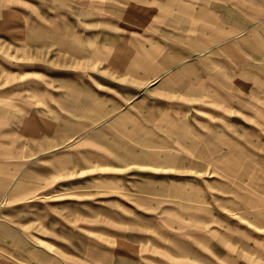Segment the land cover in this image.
Segmentation results:
<instances>
[{
	"label": "rangeland",
	"instance_id": "374dc122",
	"mask_svg": "<svg viewBox=\"0 0 264 264\" xmlns=\"http://www.w3.org/2000/svg\"><path fill=\"white\" fill-rule=\"evenodd\" d=\"M0 168V264H264V6L0 0Z\"/></svg>",
	"mask_w": 264,
	"mask_h": 264
},
{
	"label": "bare ground",
	"instance_id": "6f19581e",
	"mask_svg": "<svg viewBox=\"0 0 264 264\" xmlns=\"http://www.w3.org/2000/svg\"><path fill=\"white\" fill-rule=\"evenodd\" d=\"M129 72H130V70H129ZM131 72H133V71H131ZM126 78V77H125ZM128 80V79H127ZM127 80H125V81H127ZM134 82H136V81H134ZM184 83V82H183ZM188 84V83H187ZM137 85V84H136ZM135 92V91H134ZM218 142V141H217ZM233 147V146H232ZM2 180V179H1ZM6 180V179H5ZM1 182H4V181H1ZM6 183V182H5ZM1 188V187H0ZM259 214H261V213H259ZM7 231V233L8 234H10V235H12V236H16L17 235V231L12 227L11 229H9V230H6ZM2 239V238H1ZM18 244H21L22 242H20V241H18V239H17V241H16ZM0 243H1V241H0ZM3 244V243H2ZM4 246L3 245H1L0 246V248H3ZM32 248V247H31Z\"/></svg>",
	"mask_w": 264,
	"mask_h": 264
},
{
	"label": "crops",
	"instance_id": "0c3cea01",
	"mask_svg": "<svg viewBox=\"0 0 264 264\" xmlns=\"http://www.w3.org/2000/svg\"><path fill=\"white\" fill-rule=\"evenodd\" d=\"M258 4H260V5H263L264 6V0H258ZM256 13V12H255ZM257 14H258V12H257ZM256 14V15H257ZM259 30V29H258ZM0 170H1V168H0Z\"/></svg>",
	"mask_w": 264,
	"mask_h": 264
}]
</instances>
